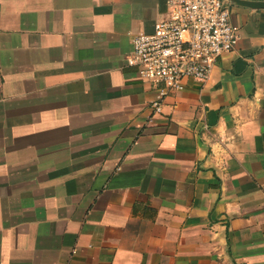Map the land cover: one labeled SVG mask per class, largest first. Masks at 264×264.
<instances>
[{"label": "crops", "instance_id": "1", "mask_svg": "<svg viewBox=\"0 0 264 264\" xmlns=\"http://www.w3.org/2000/svg\"><path fill=\"white\" fill-rule=\"evenodd\" d=\"M226 4L238 48L155 115L167 0H0V264H264V8Z\"/></svg>", "mask_w": 264, "mask_h": 264}, {"label": "built area", "instance_id": "2", "mask_svg": "<svg viewBox=\"0 0 264 264\" xmlns=\"http://www.w3.org/2000/svg\"><path fill=\"white\" fill-rule=\"evenodd\" d=\"M227 0H167V13L153 32L133 38L128 63L156 96L155 115L169 97L186 91L189 82L207 83L220 58L234 52L239 34L231 23Z\"/></svg>", "mask_w": 264, "mask_h": 264}, {"label": "water", "instance_id": "3", "mask_svg": "<svg viewBox=\"0 0 264 264\" xmlns=\"http://www.w3.org/2000/svg\"><path fill=\"white\" fill-rule=\"evenodd\" d=\"M227 1H230L234 4H242L243 2H239L237 0H227ZM243 6H247L249 8H252V9H263L264 8V3L263 4H254V3H243L242 4Z\"/></svg>", "mask_w": 264, "mask_h": 264}]
</instances>
